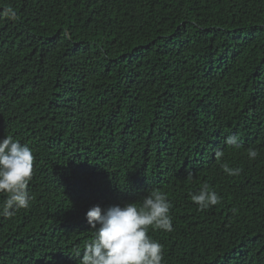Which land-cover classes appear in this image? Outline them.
I'll return each instance as SVG.
<instances>
[{
  "label": "trees",
  "instance_id": "16d2710c",
  "mask_svg": "<svg viewBox=\"0 0 264 264\" xmlns=\"http://www.w3.org/2000/svg\"><path fill=\"white\" fill-rule=\"evenodd\" d=\"M5 136L34 162L0 264H80L92 206L153 192L171 203L174 230L148 232L162 264H264V0H0ZM204 184L221 200L200 211Z\"/></svg>",
  "mask_w": 264,
  "mask_h": 264
},
{
  "label": "clouds",
  "instance_id": "9594fccd",
  "mask_svg": "<svg viewBox=\"0 0 264 264\" xmlns=\"http://www.w3.org/2000/svg\"><path fill=\"white\" fill-rule=\"evenodd\" d=\"M3 14L10 20L16 18L11 8L5 9ZM224 143L240 147L235 134L227 136ZM257 155L255 149L248 150L250 160H255ZM223 156L222 150L215 152L216 159ZM33 162L30 147L12 136L0 139V194H6L0 204V216L11 217L15 211L29 208L32 197L28 185L33 176ZM222 168L229 176L240 172L239 168H230L227 164ZM191 199L200 211H206L220 203L221 197L204 184L197 193L191 194ZM170 208L171 203L163 192L145 196L139 207L131 202L104 209L92 206L85 213V219L94 230V237L85 244L80 264H162L163 245L148 232L150 228L166 233L174 230Z\"/></svg>",
  "mask_w": 264,
  "mask_h": 264
}]
</instances>
